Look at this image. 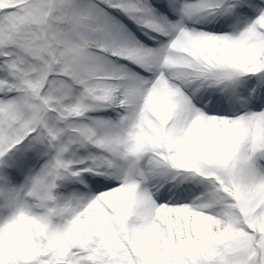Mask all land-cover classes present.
Returning <instances> with one entry per match:
<instances>
[{"label":"snow or ice","instance_id":"obj_1","mask_svg":"<svg viewBox=\"0 0 264 264\" xmlns=\"http://www.w3.org/2000/svg\"><path fill=\"white\" fill-rule=\"evenodd\" d=\"M0 264H264V0H0Z\"/></svg>","mask_w":264,"mask_h":264}]
</instances>
